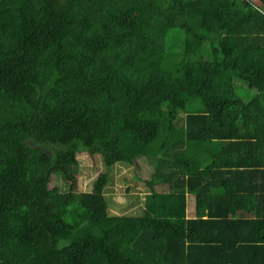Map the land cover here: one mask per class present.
<instances>
[{"label": "trees", "instance_id": "trees-1", "mask_svg": "<svg viewBox=\"0 0 264 264\" xmlns=\"http://www.w3.org/2000/svg\"><path fill=\"white\" fill-rule=\"evenodd\" d=\"M84 151L108 170L53 186ZM117 180L130 211L110 210ZM252 246L264 0H0V264H248Z\"/></svg>", "mask_w": 264, "mask_h": 264}, {"label": "rangeland", "instance_id": "rangeland-1", "mask_svg": "<svg viewBox=\"0 0 264 264\" xmlns=\"http://www.w3.org/2000/svg\"><path fill=\"white\" fill-rule=\"evenodd\" d=\"M78 159H79V163H80V172L77 174L76 179H74L72 182L68 183V188L65 189L64 188V184L65 181L63 180L62 177L58 176V175H54L51 178V184L53 186H58L61 187L63 192L68 191V189L73 188L75 191H88L91 189L92 185H93V181L95 180L96 176L98 175V173H100L101 171L104 170H108L107 167H105L101 161V156L100 155H91L89 152L84 151L78 154ZM143 159L141 158H136L135 159V163H124L127 165V169L129 171H131L132 177L133 179H137L138 177V173H141V177H145V178H150L154 168L152 166V164L148 161V163L150 164V168L149 171L145 170L146 167H149L148 163L146 162H142L143 165L139 162H141ZM141 166V169H139L140 171L137 172V167ZM119 166H122V164H119ZM145 170V171H144ZM110 171V170H109ZM127 175V174H126ZM118 185L117 188L115 189V193H112L110 195V203L112 205L111 207V212L113 213H123L126 211H130L131 209L126 207H121L118 206L122 201L123 203H125V198L121 196L120 194V188L119 187H124L123 183L117 180ZM143 188V186H142ZM120 194V195H119ZM191 202V201H190ZM134 208L138 211H140V207L138 204L134 203ZM189 209V208H188ZM190 210V209H189Z\"/></svg>", "mask_w": 264, "mask_h": 264}, {"label": "crops", "instance_id": "crops-1", "mask_svg": "<svg viewBox=\"0 0 264 264\" xmlns=\"http://www.w3.org/2000/svg\"><path fill=\"white\" fill-rule=\"evenodd\" d=\"M139 158H141V159H143L141 162H139V163H141L142 165H143V163L144 162H146L147 161V158L146 157H139ZM144 158H145V160H144ZM143 162V163H142ZM137 163V162H136ZM146 163H148V161L146 162ZM148 165H149V167H146L145 168V170H148L149 171V168H150V164L148 163ZM138 171H140L139 169H141V166L139 165L138 167ZM144 170V171H145ZM142 175H141V173L139 172V177H140V181L141 180H144V179H147V178H145V177H141ZM136 187H137V185H136ZM138 190H139V192H140V196L138 197V199L141 201V199H144V194H145V192L143 191V189L141 188V186H138V188H137ZM137 198V197H136ZM191 201V202H190ZM119 206H121V207H126V203H123V201L119 204ZM132 206H134V205H132ZM128 207V206H127ZM134 208V207H133ZM190 210H189V209ZM195 212H196V201H195V195L194 194H192V193H187V214H188V216L189 217H193L194 215H195ZM247 214H244V215H242V216H246ZM255 250H257L256 249V247L255 246H252L251 247V250H250V259H251V261L250 262H248V264H253L254 262H252V259H254V261H257V262H261V261H264V254L263 253H256V251Z\"/></svg>", "mask_w": 264, "mask_h": 264}]
</instances>
